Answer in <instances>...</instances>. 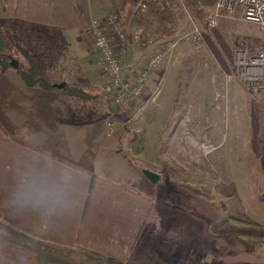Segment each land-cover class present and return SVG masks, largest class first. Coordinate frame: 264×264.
<instances>
[{"label":"crops","instance_id":"obj_1","mask_svg":"<svg viewBox=\"0 0 264 264\" xmlns=\"http://www.w3.org/2000/svg\"><path fill=\"white\" fill-rule=\"evenodd\" d=\"M139 1L0 0L7 38L41 58L51 80L93 95L28 86L16 69L0 71V229L33 235L21 247L35 264H200L202 251H211L200 224L139 190L146 169L139 170L137 141L132 130L119 128L124 111L135 109L140 119L157 116L151 106L166 74L175 79L170 68L180 52L178 39L153 37L150 17L135 10ZM112 12L127 34L126 79L134 80L160 47H170L159 84L154 71L145 85L149 97L119 112L102 92L104 65L87 34L93 20ZM16 58L28 66L22 53ZM247 129L249 147L250 107ZM157 130L145 134L155 137ZM147 149L153 156L155 149ZM186 241L197 256L187 259Z\"/></svg>","mask_w":264,"mask_h":264},{"label":"rangeland","instance_id":"obj_2","mask_svg":"<svg viewBox=\"0 0 264 264\" xmlns=\"http://www.w3.org/2000/svg\"><path fill=\"white\" fill-rule=\"evenodd\" d=\"M215 5L216 0H171L167 8L159 2L148 4L143 14L151 19L153 37L178 39V60L170 68L175 79L169 69L157 103L151 106L160 111L157 116L154 113L140 119L135 109L124 111L118 124L122 130H132L139 170L159 177L155 184L145 177L139 190L180 209L187 223L200 224L212 239L208 248L212 254L203 250L204 262L200 264H264V170L259 159L251 160L247 134L250 102L256 98L264 104V98L250 90L235 68L226 77L205 41L206 35L216 31L232 50L235 62L237 50L250 55L264 52V28L241 16L222 13L214 31L208 30L205 16L213 13ZM195 29L202 34L200 43L188 40ZM10 42L16 55L25 51L17 41ZM163 69L160 64L154 70L158 71L156 86L166 71ZM143 92L141 103L149 97L146 90ZM126 105L130 103L113 108L119 112ZM149 128H158V135L145 134ZM145 143L150 150L155 149L153 156ZM33 239L8 226L0 229V264H30L32 253L21 244L28 245ZM188 243L187 259L197 256ZM195 261L186 264H197Z\"/></svg>","mask_w":264,"mask_h":264},{"label":"built area","instance_id":"obj_3","mask_svg":"<svg viewBox=\"0 0 264 264\" xmlns=\"http://www.w3.org/2000/svg\"><path fill=\"white\" fill-rule=\"evenodd\" d=\"M150 2H159L165 8L171 4V0H140L135 10L143 13ZM222 13L241 16L244 20L264 28V0H216L213 13L205 16L208 29L217 26ZM87 34L92 48L101 56L107 78L103 93L113 107L138 100L142 96L147 77L164 62L170 51V47H160L146 61L133 83L129 84L125 83L128 80H124L121 53L127 43L126 33L118 14L112 12L103 19L93 20L87 28ZM188 40L200 43L201 32L195 29L188 36ZM235 71L254 94L264 98V52L250 55L247 51L237 50Z\"/></svg>","mask_w":264,"mask_h":264},{"label":"trees","instance_id":"obj_4","mask_svg":"<svg viewBox=\"0 0 264 264\" xmlns=\"http://www.w3.org/2000/svg\"><path fill=\"white\" fill-rule=\"evenodd\" d=\"M208 30L214 31V28ZM205 41L211 52L216 56L222 73L225 74L226 77H230L232 68H235L232 50L225 44L220 34L216 31H214L212 35H206ZM220 50H222L223 53H220ZM21 53L27 60L28 66L19 64L16 71L25 84L28 86H40L45 89L56 88V81L51 80L47 75L46 63L35 54L27 51H22ZM13 59H16L14 46L0 28V71L4 72L10 68V63ZM62 91L65 93L77 94L83 98L93 97L87 89L77 85H67ZM249 151L251 160L259 159L264 170V104L256 98H253L250 102ZM29 235L33 237L31 234ZM30 259V264H35L33 258Z\"/></svg>","mask_w":264,"mask_h":264},{"label":"water","instance_id":"obj_5","mask_svg":"<svg viewBox=\"0 0 264 264\" xmlns=\"http://www.w3.org/2000/svg\"><path fill=\"white\" fill-rule=\"evenodd\" d=\"M10 67L17 69L19 67V61L16 59H13L10 63ZM66 85L65 83L61 82V83H56L55 87L58 89H62L64 88ZM144 176L153 184H155L158 181V175L154 172H151L149 170H144L143 171Z\"/></svg>","mask_w":264,"mask_h":264}]
</instances>
